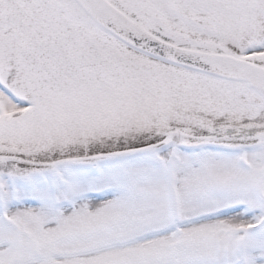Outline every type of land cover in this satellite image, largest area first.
Returning a JSON list of instances; mask_svg holds the SVG:
<instances>
[{
  "label": "snow or ice",
  "instance_id": "1",
  "mask_svg": "<svg viewBox=\"0 0 264 264\" xmlns=\"http://www.w3.org/2000/svg\"><path fill=\"white\" fill-rule=\"evenodd\" d=\"M0 264H264V0H0Z\"/></svg>",
  "mask_w": 264,
  "mask_h": 264
}]
</instances>
